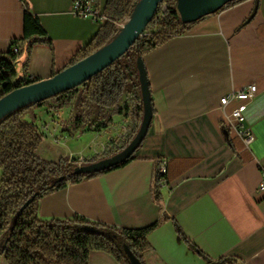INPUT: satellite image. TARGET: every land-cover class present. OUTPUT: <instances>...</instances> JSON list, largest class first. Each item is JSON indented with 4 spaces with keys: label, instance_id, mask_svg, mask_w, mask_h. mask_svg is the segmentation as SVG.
Wrapping results in <instances>:
<instances>
[{
    "label": "crops",
    "instance_id": "obj_1",
    "mask_svg": "<svg viewBox=\"0 0 264 264\" xmlns=\"http://www.w3.org/2000/svg\"><path fill=\"white\" fill-rule=\"evenodd\" d=\"M97 1L104 7L106 0ZM25 2L51 46L33 45L26 70L24 56L15 63V79L38 82L63 70L99 25L74 17L72 0ZM23 11L20 0H0V53L21 37ZM142 64L155 113L134 153L141 159L43 197L37 218L82 216L116 227L143 228L164 213L166 218L147 236L144 264H214L224 257L264 264V193H256L264 175V0H244L205 17L143 56ZM250 84L257 95L241 104L243 125L253 136L246 147L232 133L224 135L219 100ZM236 107L230 104L226 112ZM34 115L35 125L45 122L48 127L38 154L54 162L61 157L81 159V165L101 157L117 134L113 131L126 132L121 116H114L105 129L88 131L87 124L72 130L69 109H36ZM157 159L166 162L160 205L151 196ZM88 264L119 263L92 251Z\"/></svg>",
    "mask_w": 264,
    "mask_h": 264
},
{
    "label": "trees",
    "instance_id": "obj_2",
    "mask_svg": "<svg viewBox=\"0 0 264 264\" xmlns=\"http://www.w3.org/2000/svg\"><path fill=\"white\" fill-rule=\"evenodd\" d=\"M20 1L24 6L22 35L9 45L7 52L0 53V98L17 88L37 82L29 78L15 79L16 59L24 56L25 71L33 45L51 46V40L39 18L30 12L25 0ZM138 1L106 0V22L99 26L94 37L78 49L63 69L107 45L119 32L117 24L130 17ZM242 1L230 0L214 14ZM254 11L242 25L252 18ZM204 18L185 24L177 12V0H163L145 28L147 33L104 70L74 89L17 109L0 122V257H3L5 264H88L92 251L104 252L119 264H132L130 256L139 264H144L143 254L149 249L147 236L166 218L164 213L150 226L125 228L93 222L82 216L43 221L36 216L38 203L43 197L67 185L99 177L141 159L134 153L143 140L132 155L109 168L91 173L75 172L78 166L98 162L121 152L138 132L142 122L143 102L136 67L137 57L143 58ZM12 45L20 47L18 54L12 53ZM75 98H79L81 109H77L71 119L72 130L84 124H87L88 131L92 128L96 131L105 129L112 123L114 116H126L131 125L129 133L119 147L101 157L83 161L81 165H78L80 161L77 159L61 157L54 162L42 158L38 150L46 135L43 126L41 130L35 125L34 110L48 107L60 111L69 107ZM149 103L153 115L155 109L150 92ZM86 106L90 109L84 113L82 109ZM62 131L68 132L66 127ZM223 133L227 136L230 132L224 129ZM160 163V159L155 160L151 189V196L159 205ZM176 231L187 241L179 227H176ZM240 263L237 258L224 257L214 264Z\"/></svg>",
    "mask_w": 264,
    "mask_h": 264
},
{
    "label": "water",
    "instance_id": "obj_3",
    "mask_svg": "<svg viewBox=\"0 0 264 264\" xmlns=\"http://www.w3.org/2000/svg\"><path fill=\"white\" fill-rule=\"evenodd\" d=\"M163 0H139L132 14L125 19L118 34L105 46L71 65L49 79L17 88L0 98V122L8 115L33 103L48 100L65 91L74 89L90 77L104 70L145 35V28L154 16L158 5ZM230 0H177V12L183 23L194 22L202 17L214 14ZM136 67L139 72L140 91L143 102L142 122L132 141L121 152L87 165L78 166L76 173H91L109 168L130 155L145 137L151 121L149 89L143 70L142 58L137 57ZM132 264H139L130 256Z\"/></svg>",
    "mask_w": 264,
    "mask_h": 264
},
{
    "label": "built area",
    "instance_id": "obj_4",
    "mask_svg": "<svg viewBox=\"0 0 264 264\" xmlns=\"http://www.w3.org/2000/svg\"><path fill=\"white\" fill-rule=\"evenodd\" d=\"M70 13L77 18L87 19L97 25H103L106 22L104 16V7H102L97 0H72L70 6ZM122 26V25H121ZM120 26V27H121ZM117 28L120 29L117 25ZM11 51L13 54H18L20 47L12 45ZM257 95V88L254 84L246 85L238 91H231L219 100V109L221 111L220 123L224 129L232 133L238 138L246 147L253 140L250 130L243 125L244 118L242 115V105L252 100ZM230 104L237 105L231 112H226V107ZM48 127L43 126V132L47 135ZM81 161V159L79 160ZM158 174L161 177V185L164 182L166 175V162L161 161ZM257 194L264 193V175L261 178L256 190Z\"/></svg>",
    "mask_w": 264,
    "mask_h": 264
},
{
    "label": "rangeland",
    "instance_id": "obj_5",
    "mask_svg": "<svg viewBox=\"0 0 264 264\" xmlns=\"http://www.w3.org/2000/svg\"><path fill=\"white\" fill-rule=\"evenodd\" d=\"M123 22H120V23L117 24L119 28H121L120 26L123 24ZM144 33L146 34L147 32L145 31ZM20 58L21 57L16 59V62H15L16 64L20 63ZM79 104H80L79 98H75V100L72 102V104L69 107L65 108L64 110L67 112L68 109H69V111H71V114L74 116L76 111H77V109H81ZM89 109L90 108L87 107V106L83 107L82 112L86 113ZM42 110L46 111V110H48V107H44V108H42ZM62 123L64 124V122H61V124ZM120 123H122L123 126H126V130H125L126 132H124V129H120L118 132H114L113 131V133H117V134L116 135L114 134V136H112L110 138V140H108L107 143H108V146H110V150H108L109 147L107 146V148H105V150H104L103 155H105L109 151L114 150L115 148L119 147V145L121 144L123 139H125V136H127V134L129 133V130H130V127H131L129 118L126 117V116H121ZM116 124H118V122ZM42 126H45V122L37 124V127H39V129H41V130H42ZM60 126L62 128H64V125L63 126L60 125ZM108 133H110V131ZM45 138H48V137L45 136ZM0 264H5L3 257H0Z\"/></svg>",
    "mask_w": 264,
    "mask_h": 264
}]
</instances>
